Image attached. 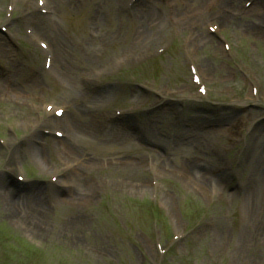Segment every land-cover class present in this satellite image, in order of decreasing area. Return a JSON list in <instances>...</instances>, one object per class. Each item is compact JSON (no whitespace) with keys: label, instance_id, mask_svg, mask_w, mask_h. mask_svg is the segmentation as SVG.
Segmentation results:
<instances>
[{"label":"rangeland","instance_id":"1","mask_svg":"<svg viewBox=\"0 0 264 264\" xmlns=\"http://www.w3.org/2000/svg\"><path fill=\"white\" fill-rule=\"evenodd\" d=\"M51 1L52 9L39 0H0V26L6 25L0 30V175L10 181L9 209H30L9 214L0 176V264H156L165 250L164 264H264V118L256 128L261 110L250 102L238 122L229 115L242 106L231 100L264 105V0L251 6L247 0ZM199 34L208 41L197 45ZM38 39L51 47L52 61L58 51L63 68L52 63L49 72L48 47ZM166 44L171 48L161 57L140 63ZM144 51L150 53L141 58ZM122 54L129 60L119 69L97 75ZM190 64L208 87L205 100L197 97ZM93 75L100 85L95 92L86 81ZM147 93H155L150 101ZM161 95L170 102L149 116L140 107L138 116L109 120L115 108L154 103ZM58 107L69 114L49 122ZM55 124L68 138L44 128ZM77 127L81 134L72 132ZM114 133L118 141L109 139ZM69 143L76 156L67 158ZM112 158L129 162L119 168L106 162ZM74 159L84 160L81 170L73 172ZM157 160L162 163L148 172L146 163ZM216 161L234 165V172L220 175ZM18 174L34 181L33 188L18 184ZM54 175L96 189L66 196L81 207L64 205L65 194L51 193L46 183ZM36 188L47 195L45 221L32 217ZM84 193L92 194L87 203ZM23 195L28 198L20 200ZM152 199L159 221L149 210ZM173 236L180 239L172 242Z\"/></svg>","mask_w":264,"mask_h":264},{"label":"bare ground","instance_id":"2","mask_svg":"<svg viewBox=\"0 0 264 264\" xmlns=\"http://www.w3.org/2000/svg\"><path fill=\"white\" fill-rule=\"evenodd\" d=\"M190 2H193V1H195V0H189ZM49 4H50V9H52V1L51 0H49V2H48ZM198 14H201L202 15V13H197L196 14V16L195 17H197V15ZM153 14L151 13V14H145L143 17L145 18L146 16L147 17H150V16H152ZM47 16V15H46ZM46 16H43V17H46ZM40 17H42V16H40ZM223 17V16H222ZM222 21L223 22H227V18H222ZM38 25H40V22H39V24ZM55 26L56 27H58V25L55 23ZM158 28L161 30V32H165V28H163L162 27V24H160L159 23V25H158ZM197 39H198V43H197V45H201L202 43H204V41H208L207 40V38L206 37H204L202 34H199V37H197ZM194 41H193V39H192V42L191 43H193ZM198 47V46H197ZM55 50V53H54V58H53V64H54V66H55V68L57 69L58 68V66H60L61 68H63V66H64V64L62 63V58H61V56L59 55V53H58V51H57V53H56V49H54ZM57 66V67H56ZM11 92H12V90H11ZM233 113L234 112H231V114L233 115ZM69 114V112L67 113V115ZM67 115H64V117H66ZM48 119L49 120H52V118L51 117H48ZM26 125V124H25ZM140 130H142V128H140ZM39 131V130H38ZM72 132H76V133H82V130L81 129H79L78 127L77 128H74V131H72ZM148 134H149V132H148ZM71 136H72V140H73V143L75 144L76 142H77V137H76V135H75V133H73V134H71ZM117 137H118V133H114L113 135H111V136H109V139H111V140H113V139H116V141H118V139H117ZM66 138H68V136H66V134H65V136H64V139H66ZM78 138L82 141L83 140V138L81 137V135H79L78 136ZM75 140H76V142H75ZM161 140V139H160ZM66 141V140H65ZM115 141V140H114ZM11 145V144H10ZM10 147V146H9ZM71 146H70V143H69V145L68 146H66V148H67V150H66V156H67V158L68 157H71V156H76L75 155V153H74V151L70 148ZM136 150L138 149V147L137 148H135ZM17 150V149H16ZM111 160H120V158H112ZM124 161H123V164L122 165H119L118 167L120 168V167H124L126 164H127V162H129L128 160H125V159H123ZM86 161V160H85ZM132 161V160H131ZM140 162V159H138V160H135V165H137V163H139ZM73 163L74 164H76L77 165V167H76V169H78V168H80V170H81V165H82V163H84V160L82 161V163L80 162V160H76V159H74L73 160ZM104 163V162H103ZM98 165V164H97ZM89 166H91V164H89ZM94 166H95V164H94ZM203 167H206V164L205 165H203ZM46 169H47V166H46ZM199 172V171H198ZM0 176H2V177H5L6 179L3 181V184L1 183V185H2V187H3V189H2V192H1V196L3 197V199L4 200H6L7 202H6V204H8V211H9V214H17V213H23V212H26L25 214H27V213H29L30 214V209H28L27 207H26V205H24L23 204V209L21 208V212H15V211H13V210H10L9 209V205H10V202H11V200H12V194H10L9 192H11L8 188H7V186H8V184H9V179H8V177H6L5 175H0ZM78 176H79V174H77V176H75L77 179H78ZM204 176V175H203ZM201 177H202V175H201ZM202 178H204V177H202ZM66 179H68V178H62L61 179V181H60V185H55V184H53V183H47L53 190H51V193L52 192H55V193H60L61 191H62V193H64L65 195L63 196V204L64 205H68V206H72V207H81V203H78V204H75L74 202H72L71 201V199H69L68 197H66V196H68L72 191H74V192H77L78 194L80 193V194H83V191H85V190H87V189H89V190H91V191H94L95 189H96V184H93V183H87L86 185H85V183L84 182H82V185H79L78 183H76V181H74V183H71L70 185H68V184H65V183H68L67 182V180ZM73 180H75V179H73ZM205 181H208V179H205ZM257 184L258 185H261V180H258L257 181ZM98 187V186H97ZM29 188H33V184L31 183V185H30V187ZM91 195L92 194H86L85 195V193H84V197L83 196H81V197H83V202L84 203H87L89 200H91L92 198H91ZM32 196H34V198H36L37 199V207L34 209V210H32V213H33V219H36V222H38V221H45V219H47L49 216H48V214H47V210H48V205L45 203L46 202V199H47V195H46V192L44 193V190L43 189H41V188H36V190H34L33 191V194H32ZM26 198H28V195H23V196H21V197H19V199L20 200H26ZM74 200H77V198H75L74 197ZM80 202V201H79ZM252 207H253V205H252ZM252 207H250V208H252ZM249 208V218H248V221L250 220V217L252 216V214H253V212H252V209H250ZM262 233L264 234V228L262 229ZM250 238V236H247L246 237V240H248ZM245 244H246V242H245Z\"/></svg>","mask_w":264,"mask_h":264}]
</instances>
